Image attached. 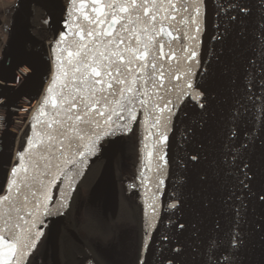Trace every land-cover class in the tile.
I'll list each match as a JSON object with an SVG mask.
<instances>
[{"label": "snow or ice", "instance_id": "6c2138e0", "mask_svg": "<svg viewBox=\"0 0 264 264\" xmlns=\"http://www.w3.org/2000/svg\"><path fill=\"white\" fill-rule=\"evenodd\" d=\"M44 7L56 27L41 107L19 150L15 134L0 137V264H38L81 169L121 140L140 143L141 127L145 161L125 185L146 196L136 264H264V0ZM23 64L22 84L40 71L21 61L13 81Z\"/></svg>", "mask_w": 264, "mask_h": 264}, {"label": "water", "instance_id": "95a60500", "mask_svg": "<svg viewBox=\"0 0 264 264\" xmlns=\"http://www.w3.org/2000/svg\"><path fill=\"white\" fill-rule=\"evenodd\" d=\"M34 6L41 8L46 14L47 9L42 3H37L33 0H19L17 8L15 9L12 18L10 33L6 45L2 51V57L0 60V85H8V89L0 88V92L7 91V95L3 97L7 100L9 96L12 97L13 103L9 107L0 106V137L6 136L9 141L13 139L15 134V140L24 122L27 119V115L33 105L37 102L40 95H37L39 91V85L41 80V74L43 72L44 61L47 60L44 52L36 49L37 38L32 33V20L34 18ZM2 20L0 18V25ZM55 31V24H52ZM230 44H239L235 35ZM30 47V48H29ZM40 53V57H36L32 54ZM32 60L34 62L39 61L40 71L36 75L32 76L26 83L22 84L23 74L28 71V66L23 64L19 69L20 79L13 81L12 77L16 73V65L21 61ZM35 97V99H33ZM47 111V110H46ZM43 118V117H41ZM142 133L145 135L144 128ZM7 130V131H6ZM212 134L211 127L206 128L202 133H199L198 139L206 141L208 136ZM124 140L114 145L107 154H105V163L102 169L101 176L97 182L103 184L105 187L106 201L112 203L117 207L119 198L118 180L116 176L115 160L119 156V152ZM146 151L143 147V141H141V165L145 161ZM113 153H116L113 158ZM140 165V166H141ZM145 175H150L148 171H145ZM77 181V177L75 179ZM74 181V183H75ZM215 185L213 184V187ZM146 191V190H145ZM3 193H0L2 195ZM150 195V193H148ZM146 196L143 197L144 204ZM150 202V201H148ZM63 224V218L58 219L54 224L50 225L51 234L48 238L53 255L57 256L59 237L61 233V226ZM72 235L76 240L79 239L77 233L72 232Z\"/></svg>", "mask_w": 264, "mask_h": 264}, {"label": "flooded vegetation", "instance_id": "af4514ba", "mask_svg": "<svg viewBox=\"0 0 264 264\" xmlns=\"http://www.w3.org/2000/svg\"><path fill=\"white\" fill-rule=\"evenodd\" d=\"M118 160H115L118 180V205L106 201L105 187L97 184L105 163V155L90 160L89 166L81 169L74 185H79L71 211L63 218L57 256L53 255L48 239L39 249L40 264H110L102 250L110 246L109 241L117 238L118 230L127 224L139 231L142 215L134 205L118 177ZM72 232L77 233L76 240Z\"/></svg>", "mask_w": 264, "mask_h": 264}, {"label": "rangeland", "instance_id": "374dc122", "mask_svg": "<svg viewBox=\"0 0 264 264\" xmlns=\"http://www.w3.org/2000/svg\"><path fill=\"white\" fill-rule=\"evenodd\" d=\"M19 0H9L10 7L8 8L9 11L2 12L0 9V18L2 20V24L0 25V60L2 57V51L4 46L6 45V42L8 40V36L10 33V26H11V18L12 15L17 8ZM4 2L0 0V6H3ZM45 16L46 13L39 8L38 6H34V18L33 20L35 22H32V33L37 38L36 40V49H39L43 52H45V49H48L49 46V52L51 51V46L54 43L55 40V31L53 29L52 25H49L45 22ZM47 42H49V45L47 46ZM30 48V47H29ZM37 115V114H36ZM36 115L32 118V121L35 119ZM31 121V122H32ZM29 128L24 133V135L21 138V143L24 141V137L26 133H28ZM141 131L142 128L139 130V138H141ZM137 135H133L130 138H126L121 146L120 152H119V160H118V177L120 182L124 184L123 181V171L126 170L127 173H129V177L131 178V184L137 183V181L134 179V177L139 173L140 170V163H141V142L137 143ZM142 141V139H141ZM139 187V186H138ZM125 191V188H124ZM127 193L129 195H132L131 197V203L132 207L135 205L140 212H142V202L143 198L138 199L137 195L135 194V191L131 187L127 190ZM117 239L119 240V247L114 248L112 246L106 247L104 250H102L105 254V257L109 259V262L113 258H118L122 261V264H136V255H137V249H136V227L131 224H127L122 230H118ZM37 255L39 257L38 264H40V252L37 251Z\"/></svg>", "mask_w": 264, "mask_h": 264}, {"label": "bare ground", "instance_id": "6f19581e", "mask_svg": "<svg viewBox=\"0 0 264 264\" xmlns=\"http://www.w3.org/2000/svg\"><path fill=\"white\" fill-rule=\"evenodd\" d=\"M33 1H35L37 3H42L44 5V0H33ZM48 45H49V42H47V46ZM48 50H49V46H48ZM46 58L48 59L47 56H46ZM42 100H43V95H40L39 98H38V100H37V102L33 105V107L31 108V110L29 111V113L27 115V119L25 120L23 127L26 125V128H29V124L32 121V118L34 117V115L37 114V110L41 107ZM141 133H142V131H141ZM143 136H144V134L142 133L141 134V139H142ZM129 175L130 174L127 173L126 170L123 171V176H124L123 181L125 182L124 188H125V185L126 184L131 185V178L129 177ZM130 188L131 187H129L128 189H130ZM125 193H126V191H125ZM128 196L130 197V199L132 198L131 197L132 195H129L128 194Z\"/></svg>", "mask_w": 264, "mask_h": 264}, {"label": "built area", "instance_id": "2783aa9c", "mask_svg": "<svg viewBox=\"0 0 264 264\" xmlns=\"http://www.w3.org/2000/svg\"><path fill=\"white\" fill-rule=\"evenodd\" d=\"M31 123V122H30ZM27 128L26 125L21 129V131L19 132V134L16 137V145H17V150H19V146L21 144V138L24 135V133L26 132Z\"/></svg>", "mask_w": 264, "mask_h": 264}, {"label": "crops", "instance_id": "0c3cea01", "mask_svg": "<svg viewBox=\"0 0 264 264\" xmlns=\"http://www.w3.org/2000/svg\"><path fill=\"white\" fill-rule=\"evenodd\" d=\"M2 2H4V5L3 6H0V9H1V11L2 12H5V14H6V11L8 12L9 11V7H10V2H9V0H2Z\"/></svg>", "mask_w": 264, "mask_h": 264}, {"label": "trees", "instance_id": "16d2710c", "mask_svg": "<svg viewBox=\"0 0 264 264\" xmlns=\"http://www.w3.org/2000/svg\"><path fill=\"white\" fill-rule=\"evenodd\" d=\"M32 22H35L34 20H32Z\"/></svg>", "mask_w": 264, "mask_h": 264}]
</instances>
